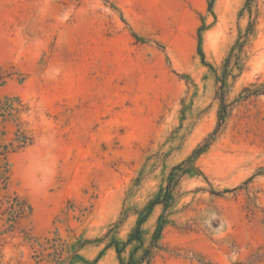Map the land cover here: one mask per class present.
I'll use <instances>...</instances> for the list:
<instances>
[{"label": "rangeland", "instance_id": "obj_1", "mask_svg": "<svg viewBox=\"0 0 264 264\" xmlns=\"http://www.w3.org/2000/svg\"><path fill=\"white\" fill-rule=\"evenodd\" d=\"M0 153V264H264V0H0Z\"/></svg>", "mask_w": 264, "mask_h": 264}, {"label": "trees", "instance_id": "obj_2", "mask_svg": "<svg viewBox=\"0 0 264 264\" xmlns=\"http://www.w3.org/2000/svg\"><path fill=\"white\" fill-rule=\"evenodd\" d=\"M202 56V55H201ZM19 139V138H18ZM27 138L26 137H21V139H19V143H21L22 145H25V144H27ZM2 155V153H0V156ZM2 168V167H1ZM7 173V171L6 170H0V179L1 180H6V178H5V174ZM25 208H29V207H26L25 205H24V203H22V204H19L18 206H15V207H12L11 209L13 210V211H15L17 214H23L24 212H25ZM143 221L141 220L139 223L141 224Z\"/></svg>", "mask_w": 264, "mask_h": 264}]
</instances>
